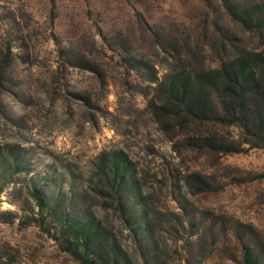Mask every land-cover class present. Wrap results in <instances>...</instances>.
<instances>
[{"label": "rangeland", "instance_id": "rangeland-1", "mask_svg": "<svg viewBox=\"0 0 264 264\" xmlns=\"http://www.w3.org/2000/svg\"><path fill=\"white\" fill-rule=\"evenodd\" d=\"M259 4L0 0V264H80L53 210L100 224L134 264H246L245 247L264 264V147L170 113L160 86L173 71L263 51L264 26L228 10ZM211 136L245 151L202 146Z\"/></svg>", "mask_w": 264, "mask_h": 264}, {"label": "trees", "instance_id": "trees-1", "mask_svg": "<svg viewBox=\"0 0 264 264\" xmlns=\"http://www.w3.org/2000/svg\"><path fill=\"white\" fill-rule=\"evenodd\" d=\"M228 10L235 21L248 29L264 26V4L229 7ZM165 79L160 86L168 96L170 107L164 108L170 113H182L196 122L216 121L223 126L237 127L248 149L264 147V50L244 52L215 69L173 71ZM199 142L223 154L245 151L241 145L214 136L199 139ZM108 168L113 173L114 186H125L127 180L121 167L113 161ZM33 196L40 201L37 191ZM115 199L122 218L136 228L137 219L132 218L122 190H116ZM53 213L57 215L54 222L60 228V244L80 264H134L117 252L100 224L72 217L65 220L58 210ZM257 260L252 249L245 247V263L257 264Z\"/></svg>", "mask_w": 264, "mask_h": 264}]
</instances>
